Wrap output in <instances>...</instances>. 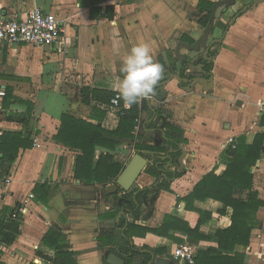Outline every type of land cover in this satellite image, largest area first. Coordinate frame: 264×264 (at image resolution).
Instances as JSON below:
<instances>
[{"label":"crops","instance_id":"obj_1","mask_svg":"<svg viewBox=\"0 0 264 264\" xmlns=\"http://www.w3.org/2000/svg\"><path fill=\"white\" fill-rule=\"evenodd\" d=\"M248 3L249 0H0L2 17L25 16L35 7L54 14L64 25L67 45L64 52H59L52 46L0 44V89L6 90L0 101V152L11 179L0 185V219L15 213L13 218L20 222V233L12 243L0 240L4 244L0 264H49L41 255L53 254L43 244L51 227L61 229L78 264H110L111 254L125 264H143V257L132 258L120 247L126 228L116 224L125 213L112 215L114 196H109L115 193H107V188L117 185L120 175L108 183L85 182L75 174L82 151L55 138L64 114L100 123L106 129L117 128L119 109L108 106L100 119L93 114L92 106L83 103L81 88L119 92L123 59L138 41L147 43L154 60L160 64L162 58L167 67L162 77V104L172 112L171 121L184 129L187 141L178 163L166 167L181 172V176L166 182L168 189L145 200L135 224L159 229L166 216L189 223L198 219L199 214L187 207L186 197L209 172H224L227 161L222 153L230 148L229 137H234L236 143L252 145L259 135H264V118L259 114V104L264 102V1L244 8ZM207 15L209 20L204 24ZM215 39L223 40L209 51V56L216 53L210 58L214 61L212 85L193 80L211 78L202 74L197 62L205 58V45ZM198 45L199 50L190 49ZM184 68L186 74L193 75L192 79L186 78L195 81L193 84L172 77L180 75ZM10 88L12 97L7 107ZM148 103L159 104L155 96ZM28 104H33V110L26 124L7 119L8 111L25 113ZM148 119L149 113L144 112L136 135L163 144L164 137H158V130L145 128L144 121ZM161 124L162 121L160 127ZM14 150L16 157L9 161L7 155ZM107 152L126 166L138 153L128 143L119 144L115 151L97 146L96 158ZM252 171L254 187L264 201V150ZM161 181L162 177L158 179L144 170L129 191ZM194 206L211 215L209 219L205 217L199 229L200 238L175 229L163 236L155 232L140 235L136 233L140 230L131 229L132 244L137 249L153 250L148 264H155V257L188 264L174 259V251L181 245L193 249L196 264L199 253L219 246L216 231L231 225L232 209L213 198L195 199ZM126 216L134 221L132 213ZM257 218L259 225L252 231L249 245L235 246V252L244 255L245 264H264V205ZM101 229H114L115 234L100 243Z\"/></svg>","mask_w":264,"mask_h":264},{"label":"trees","instance_id":"obj_2","mask_svg":"<svg viewBox=\"0 0 264 264\" xmlns=\"http://www.w3.org/2000/svg\"><path fill=\"white\" fill-rule=\"evenodd\" d=\"M208 20L209 15L205 17L203 23H208ZM215 54L212 53L210 55L214 57ZM160 64L164 70L167 68L162 58H160ZM197 64H201L202 74L211 75L214 67L213 60L201 57ZM185 65H187V62H184ZM180 76L189 79L193 78V75L186 74L185 68L180 72ZM163 81L164 78L158 82L153 94L159 103L155 106L148 103L147 107L143 108L139 101L126 110L123 108L124 102L121 100L119 123L116 129H106L100 123L93 124L73 117L70 114H64L55 138L67 146H73L82 151L76 161L75 174L89 184L108 183L110 180H115L126 166L125 163L116 159L115 155L110 152L102 153L96 158V147L101 146L115 151L119 144L124 143H128L135 152L150 159V163L145 169L146 173L158 179L162 177V181L157 185L136 188L131 191L120 189L117 193L109 196H114L113 208L115 212L112 215L116 217L120 211L125 213L116 224V227L126 228V232L122 236L124 243L120 247L130 257L133 258L139 255L144 258L143 264H148L153 253V250L149 248H145L142 252L132 244L131 229L140 230V232H136L140 235L155 232L163 236L170 230L175 229L183 231L194 238L202 237L199 234V229L205 221V217L209 219L211 215L198 210L194 206V200L213 198L232 209V223L229 227L216 231L219 246L199 253L196 258V264H245L244 255L235 252V246L249 245L252 231L259 225L257 214L264 205V201L259 197V192L254 187L255 174L252 168L260 159L264 150V135H259L256 142L252 145H246L245 142L241 141L236 143L235 148H228L222 153V158L227 161V167L224 172L220 175H217L215 170L209 172L196 185L194 191L186 197L187 207L199 214L198 219L194 223L166 216L164 223L159 229L141 227L135 224V220H138L141 216V209L145 200L151 194L157 193L164 188L168 189L166 182L178 178L182 174L166 168L168 164L174 165L178 163V159L182 154L181 147L187 140L184 129L171 121L172 112L162 104L165 100V92L162 88ZM81 91L83 103L92 106L93 114L100 117V119L106 115V108L111 105V99L116 94L112 90L90 86H83ZM157 92L158 94L156 95ZM11 97L12 89L10 88L5 101L7 107ZM32 110L33 104H28L27 112L8 111L6 117L8 120L26 124ZM144 112L149 113V119L144 121L147 124L145 128L162 131L164 133L163 144L157 145L154 138L136 135V126ZM29 146L31 147L32 144ZM8 152L10 151L8 150ZM16 154V150L8 153L7 159L13 161ZM120 193L123 194L119 196ZM127 213L133 214V222L127 219ZM19 228L20 222L13 216L0 219V240L7 244L12 243L20 233ZM114 234V229H101L99 235L100 243H104L106 237L114 236ZM43 244L53 252L52 255H41L47 263L78 264L76 253L70 250L66 236L60 228L51 227L43 238Z\"/></svg>","mask_w":264,"mask_h":264},{"label":"built area","instance_id":"obj_3","mask_svg":"<svg viewBox=\"0 0 264 264\" xmlns=\"http://www.w3.org/2000/svg\"><path fill=\"white\" fill-rule=\"evenodd\" d=\"M65 28L61 21L52 13L43 11L35 7L28 11L25 16L2 17L0 16V44L18 45L29 44L38 47L52 46L59 52L66 50ZM6 96V90L0 89V101ZM119 92L111 99V106L120 108L121 99H118ZM153 95L147 100H152ZM129 109L130 107H125ZM259 114L264 118V102L259 104ZM227 146L236 147L234 137H229ZM11 181L7 175L4 159L0 152V185ZM33 197V195H31ZM181 207V206H179ZM16 217V214H13ZM4 249V244L0 242V251ZM174 259L188 264H195V253L188 245H181L174 251Z\"/></svg>","mask_w":264,"mask_h":264},{"label":"clouds","instance_id":"obj_4","mask_svg":"<svg viewBox=\"0 0 264 264\" xmlns=\"http://www.w3.org/2000/svg\"><path fill=\"white\" fill-rule=\"evenodd\" d=\"M123 78L119 86V96L125 107H131L141 99L151 97L162 79L164 68L156 62L147 43H135L123 59Z\"/></svg>","mask_w":264,"mask_h":264},{"label":"water","instance_id":"obj_5","mask_svg":"<svg viewBox=\"0 0 264 264\" xmlns=\"http://www.w3.org/2000/svg\"><path fill=\"white\" fill-rule=\"evenodd\" d=\"M260 1H264V0H260ZM239 15V14H238ZM214 11L212 12V20H214ZM213 25H210V29H212ZM223 39H215L214 41H212L211 43H209L206 46V49L203 53V55L205 56L206 59H209V51L211 49V47L215 44V43H220L222 42ZM191 50H199L200 46L198 45L197 47H190ZM193 67V65H191V68ZM199 70H202V67L199 66L198 67ZM173 78H178L181 81H185L188 83H192L195 82L193 80H204L205 82L209 83L210 85H212L213 80H212V76L210 79L207 78H198V79H193L192 81L186 79V78H182L179 74H172ZM158 94V92L156 93V95ZM148 105V100L147 99H142V106L143 108H146ZM158 137H160L161 139L164 137V133L162 131H158ZM183 148L181 147V150ZM149 161L147 159V157H145L144 155L140 154V153H136L133 158L131 159V161L128 163V165L125 167V169L123 170V172L120 174V176L117 178V185L112 186L107 188V193L108 194H113V193H117L120 189L124 190V191H129L131 189V187L134 185V183L136 182V180L138 179V177L143 173V171L146 169L147 165H148ZM123 213V212H122ZM122 213L119 215L121 216ZM155 264H174V261L172 260H167L164 258H160V257H155L153 259ZM152 261V262H153ZM108 262L110 264H125V261L123 259H121L120 257H118L115 254H111L109 256Z\"/></svg>","mask_w":264,"mask_h":264},{"label":"flooded vegetation","instance_id":"obj_6","mask_svg":"<svg viewBox=\"0 0 264 264\" xmlns=\"http://www.w3.org/2000/svg\"><path fill=\"white\" fill-rule=\"evenodd\" d=\"M258 1H260V0H249V3L247 5H244V8H246V7H252V5L256 4ZM209 58H213V56L210 55Z\"/></svg>","mask_w":264,"mask_h":264},{"label":"rangeland","instance_id":"obj_7","mask_svg":"<svg viewBox=\"0 0 264 264\" xmlns=\"http://www.w3.org/2000/svg\"><path fill=\"white\" fill-rule=\"evenodd\" d=\"M32 90H34V92L36 91V88L35 87H32ZM32 91H31V89H30V93H31Z\"/></svg>","mask_w":264,"mask_h":264}]
</instances>
